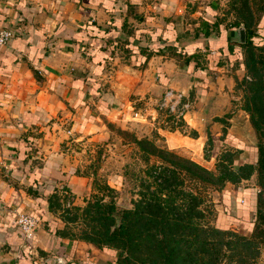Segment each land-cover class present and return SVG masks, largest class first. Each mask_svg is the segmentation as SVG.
<instances>
[{
  "label": "crops",
  "instance_id": "0c3cea01",
  "mask_svg": "<svg viewBox=\"0 0 264 264\" xmlns=\"http://www.w3.org/2000/svg\"><path fill=\"white\" fill-rule=\"evenodd\" d=\"M215 3L0 0V27L13 31L0 46V264L65 261L77 250L54 234L52 224L44 227L51 189L63 184L74 191L84 183L57 149L60 136L76 140L100 128L103 116L124 119L135 101L147 105L167 91L194 94L183 113L189 126L208 123L229 107L227 90L219 88L225 76L216 74L217 88L210 74L223 68L219 59L235 58L236 47L227 50L220 40L229 27L212 25ZM198 52L204 63L195 59ZM210 138L220 141L217 134ZM229 143L254 152L239 138ZM254 189L224 190L227 208L246 204ZM19 211L38 218L28 241L15 224Z\"/></svg>",
  "mask_w": 264,
  "mask_h": 264
},
{
  "label": "rangeland",
  "instance_id": "374dc122",
  "mask_svg": "<svg viewBox=\"0 0 264 264\" xmlns=\"http://www.w3.org/2000/svg\"><path fill=\"white\" fill-rule=\"evenodd\" d=\"M213 1H216L213 5L218 11L216 20L225 27L233 19L234 14L229 8V0ZM250 6L252 16L258 19L263 12L260 13L255 9L254 4L250 3ZM170 52L172 51L169 50ZM239 52L240 57H235L230 63L227 59H219L217 63L223 65V68L210 74L214 82L216 74L225 76L226 80L221 81L223 83L219 84V88L223 87L227 90L229 107L224 112H219L220 115L209 116L211 121L208 120V123L205 121L199 126H189L190 116L184 117L185 110L189 108V102L191 103L194 97L191 91L177 99L173 97L169 99L164 93L162 96L160 94L157 100H151V103L147 104L151 108L150 111L146 110L148 106L142 103L143 99H140L133 103L134 107L131 108L128 116L125 118L122 116L124 119H107L103 116L101 121L98 120L100 128H95L76 140L60 136L57 149L66 153L69 163L73 165L72 171L80 175L84 183L80 189L74 191L63 184L51 189L47 194L52 193L49 197L50 207L46 204L50 217L45 219L49 224H44V227L52 224L50 227L54 226V230H62V236L53 231L60 238L67 239L68 244L74 245L77 250L76 252L72 250L65 261L56 259L52 262L43 261V264H57V262L96 264L98 261L111 264L113 251L79 237L83 223L80 217H76L75 220L70 219L72 207H83L95 200L98 202L114 200L116 208H132L136 202L150 199L157 187L156 183L167 174L171 179V195L163 190L160 196L173 195L174 202L186 206L194 202L192 196L199 195L201 202L198 206L201 213L197 216L193 213L191 216L188 215V218L193 222L197 221L220 230L212 233L219 241L215 245L217 263L264 264V244L255 238L242 245L241 242L245 238L239 237L240 233L248 234L252 228L249 223L254 219V199L251 207L249 201L244 204L240 200L242 206L239 205L236 209L233 204L232 207L227 208L224 197V190L227 188L233 194L239 188L244 190L254 187L255 194L258 192L260 197L257 202L258 207L264 211V190H261L257 184L256 172L252 170L249 175L241 176L235 182L225 181L223 185L217 187L195 177L192 167L183 159L195 161L216 174L222 165H231V168L235 169V162L253 163L254 153L250 154V148L240 150L229 143L233 137H236L244 142L243 146H254L257 139L249 114L243 108L245 90L241 80L243 78L249 80L251 75L243 66L241 48ZM183 54L179 52L180 57ZM197 54L198 58H195L197 62L200 64L198 59H201V63H204L201 53ZM215 84L218 85L217 81ZM169 103L173 104V108L168 106ZM196 103L200 105L203 101L197 100ZM231 115H234L233 121L228 119ZM60 116L61 114H58L57 117ZM212 121L216 122L215 127L210 126ZM161 129L174 130L175 136L169 138L168 133L165 134ZM215 134L220 139L219 142H215L216 139L211 140L210 137ZM158 165L167 166L168 170L162 172V168ZM208 237L211 240L214 238L211 235Z\"/></svg>",
  "mask_w": 264,
  "mask_h": 264
},
{
  "label": "trees",
  "instance_id": "16d2710c",
  "mask_svg": "<svg viewBox=\"0 0 264 264\" xmlns=\"http://www.w3.org/2000/svg\"><path fill=\"white\" fill-rule=\"evenodd\" d=\"M228 3L234 14L225 28L238 26L240 23L245 28V41L232 42V45L227 42L226 48L232 50L233 46L236 47L235 57H240L241 48L243 66L251 75L249 80L243 78L240 82L243 83L245 90L243 108L249 114L257 138L253 148V163L235 162V169L231 168V165H222L216 174L195 161L183 159L192 167L195 177L217 187L223 185L225 181L235 182L239 177H245L254 170L257 184L264 190V33L260 24L264 22V17L261 15L258 19L254 18L250 9L251 3L264 14V0H229ZM212 25L217 27L218 21H212ZM214 30L219 36L220 31ZM158 167L162 168V172L167 169V166ZM156 185L150 199L138 201L132 208H116L114 200L113 202L95 200L83 207H72L70 219L80 217L83 223L79 237L113 251L111 264H219L216 261L218 255L215 247L219 241L212 233L220 230L188 218V215L191 216L193 213L194 216L201 213L198 206L201 197L192 196L194 202L186 206L174 202L173 195L161 197L160 192L163 193V190L171 195V179L168 174ZM254 191L251 199H248L251 206L254 203L253 199L255 201L254 219L250 223L252 226L250 232L239 235L245 238L241 242L242 245L255 238L264 244V211L259 209L257 203L260 200L259 193L255 194ZM50 196L52 193L46 196L49 207ZM54 231L59 236L63 234L60 229ZM20 234L27 241L32 238L23 236L21 232ZM209 235L214 237L213 240L208 237ZM96 264L110 263L98 261Z\"/></svg>",
  "mask_w": 264,
  "mask_h": 264
},
{
  "label": "built area",
  "instance_id": "2783aa9c",
  "mask_svg": "<svg viewBox=\"0 0 264 264\" xmlns=\"http://www.w3.org/2000/svg\"><path fill=\"white\" fill-rule=\"evenodd\" d=\"M13 35V31L8 27H0V46L5 44ZM165 94L168 95L169 99L170 97L173 98H179L181 95L179 93H172L167 91ZM175 99V100H176ZM186 105V103L184 104ZM168 106L170 108H173V104L169 103ZM15 224L19 228L20 232L25 237L32 236L34 229L37 225V217L33 216L29 212H17L15 214Z\"/></svg>",
  "mask_w": 264,
  "mask_h": 264
},
{
  "label": "water",
  "instance_id": "95a60500",
  "mask_svg": "<svg viewBox=\"0 0 264 264\" xmlns=\"http://www.w3.org/2000/svg\"><path fill=\"white\" fill-rule=\"evenodd\" d=\"M220 40L223 44H227V42H236L242 43L245 41V28L242 23L238 26L229 27L224 32H222Z\"/></svg>",
  "mask_w": 264,
  "mask_h": 264
}]
</instances>
